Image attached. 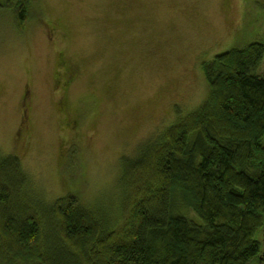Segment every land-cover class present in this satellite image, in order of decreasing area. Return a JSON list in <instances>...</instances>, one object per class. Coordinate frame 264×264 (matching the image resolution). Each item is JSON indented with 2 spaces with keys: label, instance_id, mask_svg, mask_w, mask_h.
Instances as JSON below:
<instances>
[{
  "label": "rangeland",
  "instance_id": "obj_1",
  "mask_svg": "<svg viewBox=\"0 0 264 264\" xmlns=\"http://www.w3.org/2000/svg\"><path fill=\"white\" fill-rule=\"evenodd\" d=\"M10 3L0 0V157L20 159L43 205L75 193L116 223L122 159L173 124L175 107L201 104L202 61L264 42V0H31L21 28Z\"/></svg>",
  "mask_w": 264,
  "mask_h": 264
},
{
  "label": "trees",
  "instance_id": "obj_2",
  "mask_svg": "<svg viewBox=\"0 0 264 264\" xmlns=\"http://www.w3.org/2000/svg\"><path fill=\"white\" fill-rule=\"evenodd\" d=\"M30 1L10 0L19 28ZM263 57L264 42H249L202 61L201 104L175 107L122 159L117 223L75 193L43 205L20 159L0 157V264H264Z\"/></svg>",
  "mask_w": 264,
  "mask_h": 264
},
{
  "label": "bare ground",
  "instance_id": "obj_3",
  "mask_svg": "<svg viewBox=\"0 0 264 264\" xmlns=\"http://www.w3.org/2000/svg\"><path fill=\"white\" fill-rule=\"evenodd\" d=\"M257 236H259V234H256Z\"/></svg>",
  "mask_w": 264,
  "mask_h": 264
}]
</instances>
